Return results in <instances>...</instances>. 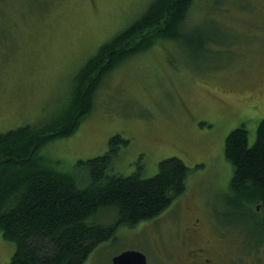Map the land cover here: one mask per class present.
<instances>
[{
	"label": "rangeland",
	"instance_id": "1",
	"mask_svg": "<svg viewBox=\"0 0 264 264\" xmlns=\"http://www.w3.org/2000/svg\"><path fill=\"white\" fill-rule=\"evenodd\" d=\"M151 1L0 0V134L57 120L86 61ZM181 30L190 44L160 40L122 60L102 78L76 130L38 153L70 172L78 160L103 155L110 137L120 135L128 142L112 162L113 174L149 178L170 157L189 169L184 193L165 213L118 228L84 264H112L126 250L141 252L147 264H177L181 222L205 201L218 207L227 192L225 138L245 125L251 145L264 119V0H191ZM95 219L109 225L116 216L105 208ZM240 246L247 248L243 240ZM13 252L0 232V264Z\"/></svg>",
	"mask_w": 264,
	"mask_h": 264
},
{
	"label": "trees",
	"instance_id": "2",
	"mask_svg": "<svg viewBox=\"0 0 264 264\" xmlns=\"http://www.w3.org/2000/svg\"><path fill=\"white\" fill-rule=\"evenodd\" d=\"M190 3L152 0L138 19L86 61L75 76L70 105L66 103L57 120L0 134V232L14 244L8 264H84L97 245L115 237L118 228L156 218L184 193L189 169L176 157L161 160L157 173L149 178L138 172L113 174L112 162L128 142L120 135L110 137L103 155L78 160L70 172L56 169L38 153L48 141L76 130L90 114L102 78L122 60L160 40L190 44L193 38L186 40L181 30ZM224 156L232 167L229 210L242 218L243 213L251 215L252 235L260 234L264 231V119L258 122L251 145L245 125L233 129L225 138ZM256 203L260 216L252 210ZM105 208L116 216L109 225L95 219Z\"/></svg>",
	"mask_w": 264,
	"mask_h": 264
},
{
	"label": "flooded vegetation",
	"instance_id": "3",
	"mask_svg": "<svg viewBox=\"0 0 264 264\" xmlns=\"http://www.w3.org/2000/svg\"><path fill=\"white\" fill-rule=\"evenodd\" d=\"M260 94L264 97V91ZM247 97L252 98L250 91ZM224 194L218 207L205 201L196 216L181 222L183 225L176 236L181 247L177 264H264V237L257 238V233L252 235L251 215L245 217L243 213V218L233 215L229 210V198L233 194L229 189ZM252 210L257 216L261 215L260 204H254ZM238 239L243 240L247 248H241ZM248 242L251 247L247 246Z\"/></svg>",
	"mask_w": 264,
	"mask_h": 264
},
{
	"label": "water",
	"instance_id": "4",
	"mask_svg": "<svg viewBox=\"0 0 264 264\" xmlns=\"http://www.w3.org/2000/svg\"><path fill=\"white\" fill-rule=\"evenodd\" d=\"M112 264H147L144 254L135 250L123 251L111 259Z\"/></svg>",
	"mask_w": 264,
	"mask_h": 264
}]
</instances>
